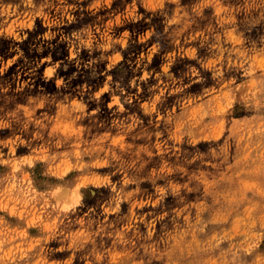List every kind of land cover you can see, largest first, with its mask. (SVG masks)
Returning a JSON list of instances; mask_svg holds the SVG:
<instances>
[{
	"label": "clouds",
	"instance_id": "1",
	"mask_svg": "<svg viewBox=\"0 0 264 264\" xmlns=\"http://www.w3.org/2000/svg\"><path fill=\"white\" fill-rule=\"evenodd\" d=\"M0 264H264V0H0Z\"/></svg>",
	"mask_w": 264,
	"mask_h": 264
}]
</instances>
